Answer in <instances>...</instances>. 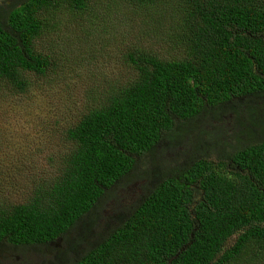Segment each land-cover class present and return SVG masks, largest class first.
Returning a JSON list of instances; mask_svg holds the SVG:
<instances>
[{
  "label": "trees",
  "instance_id": "obj_1",
  "mask_svg": "<svg viewBox=\"0 0 264 264\" xmlns=\"http://www.w3.org/2000/svg\"><path fill=\"white\" fill-rule=\"evenodd\" d=\"M89 2L1 0L0 80L22 93L29 77L47 76L52 62L35 48L48 27L43 17L69 10L84 20ZM180 9L183 36L172 50L180 57L126 49L132 77L87 90L92 105L66 131L71 149L56 174L31 200L0 206V245L49 248L133 178L137 159L179 137L176 122L227 115L241 101L264 109V0H184ZM256 115L249 114L251 126ZM261 129L236 138L229 151L216 138V154L227 153L228 164L205 157L159 168L153 182L143 176L142 197L118 227L83 247L95 226L83 222L78 253L52 264H264V123ZM197 133L200 152L209 134Z\"/></svg>",
  "mask_w": 264,
  "mask_h": 264
},
{
  "label": "rangeland",
  "instance_id": "obj_2",
  "mask_svg": "<svg viewBox=\"0 0 264 264\" xmlns=\"http://www.w3.org/2000/svg\"><path fill=\"white\" fill-rule=\"evenodd\" d=\"M183 2L90 0L84 20L69 10L43 17L48 27L35 48L52 62L49 74L29 77L22 93L0 80V206L24 204L56 174L61 158L71 149L66 131L92 105L86 100L87 90L101 83L110 88L112 83L132 77L125 60L130 51L127 48L135 46L160 55L180 49L177 39L183 36ZM171 56L179 58L180 54L172 52ZM255 101H241L235 112L227 110V115L221 113L214 119L207 113L193 122H176L181 135L162 140L149 154L137 159L133 178L125 180L124 187L99 206L94 215L49 248L0 245V264H52L57 259H70L79 251L76 238L84 234L83 222L87 221L95 226L83 247L97 243L111 228L118 227L119 218L139 202L142 186L147 184L143 176H150L149 182H153L152 173L159 168H175L187 160L205 157L228 164L227 153L216 154L215 140L222 135L229 151L237 144L236 138L258 136L263 128L264 109ZM251 113L257 114L260 127L251 126ZM199 129L209 134V141L204 139L202 150L195 152ZM234 240L235 237L229 245Z\"/></svg>",
  "mask_w": 264,
  "mask_h": 264
}]
</instances>
